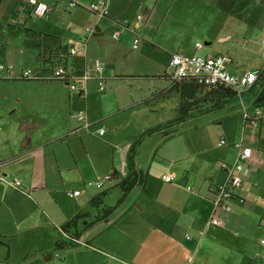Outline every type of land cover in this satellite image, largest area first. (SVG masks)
I'll list each match as a JSON object with an SVG mask.
<instances>
[{
  "label": "crops",
  "instance_id": "obj_1",
  "mask_svg": "<svg viewBox=\"0 0 264 264\" xmlns=\"http://www.w3.org/2000/svg\"><path fill=\"white\" fill-rule=\"evenodd\" d=\"M43 1L52 9L46 16L39 17L34 14L30 0H0V18L3 16L12 29L19 24L31 33L29 37L27 34L22 35V40H0V60L15 65L22 63L16 66L20 68V75L30 71V78L38 75L48 77L51 75L48 70L50 51H59L71 68V71L68 70L71 78L62 81L66 84L72 81L70 89L78 91L80 98L70 96L71 106H43L42 102V106H0V175L16 177L22 182L21 188L0 183V234H51V239L55 240L52 247L44 243L40 249L51 251L46 257L52 258L56 241L65 236L63 226L77 212H85L82 205L85 200L89 199L90 203L99 194L93 195L88 190L89 186H96L95 182L102 176L107 177L114 168L123 175L144 170L147 172V183L141 188V198L135 200L137 213L123 214L112 224L100 227L95 232L85 230L86 240H89L87 243L91 244L89 251L101 257H109V253L98 247V244L105 246L106 241L98 242L97 239L117 223L116 257L111 258L114 262L108 264H214L218 260L222 261L219 264H231V257L239 258L238 263L234 259L232 264H264V246L260 243L264 239V115L256 124H246L244 112L241 111L236 128L220 130L219 140L215 144L213 140L205 146L204 138L200 135L190 141L179 132L169 137L160 135V131L145 133L150 128L172 120L178 104L155 106L153 110L157 113L137 124L136 139L134 136L123 138L119 134L121 129H126L131 123V115L142 116V113H146L137 106L140 101H134L132 93L129 96L133 104H130V100L122 103L117 97L116 106L111 110L107 106H89L97 90L100 94L106 91V87L104 91L99 90L100 81L110 79L109 82L116 86L115 90L108 92V97L100 99L103 101L113 98L121 78L152 74L149 71L135 73V68L141 69V58L148 61V53L144 50L127 58L121 52L122 37L124 35L127 40H132V47L134 40L139 39V43L144 40L148 47L155 49L161 22L166 19L177 0H74L78 6L73 8H68L71 0ZM100 2L106 4V13L90 10L91 5ZM63 11H68L70 15L65 27L58 24ZM139 14L142 15L140 19L137 18ZM30 15L45 19L39 30L30 27L36 22ZM16 16L17 19H14ZM53 20L57 23L54 24ZM263 20L261 18L260 25L264 31ZM237 21L232 16V23L236 24ZM155 27L157 31L153 32ZM167 28L168 36L176 29L171 28L170 23ZM246 28L241 30L247 34L251 29ZM230 30L233 32L219 37L221 42L233 40L234 46L248 40L263 48L261 40L264 35L237 42L234 40L236 28L230 26ZM116 31H119L118 37H115ZM176 37H179L178 34ZM160 40L165 43L166 39ZM71 43L75 46L69 48ZM195 45L193 51L200 54L203 44L199 49ZM140 48L138 45L134 49ZM200 55L213 57L215 54L205 51ZM153 58L157 64L156 56ZM230 58L229 70L237 75L264 69L262 53L258 58L249 53L243 57L232 55ZM235 58L246 62L253 59L257 63L245 70L238 66L240 60ZM96 63L103 65L102 71L96 69ZM158 65L159 71L153 74V78L163 81V85L152 98L162 97L165 100L167 93L173 91L165 72L171 74L173 70L167 62L166 67L165 63ZM16 68L8 70V75L19 77L14 73ZM38 81L41 84L48 83L46 80ZM73 84L76 89L72 87ZM16 102H21V98H17ZM248 104L246 101V106ZM76 109L84 110L87 119L94 123L88 128H83L80 123L78 126L72 124L69 113L72 114ZM122 112L130 113L129 121L116 118L112 121L104 120L108 114L117 115ZM98 121H102L109 130L103 140L109 151L104 157L97 156L94 161V156L100 151L92 146L91 132ZM224 122L223 118L215 121L216 125ZM105 134L107 131L100 135ZM222 139L225 140L224 144H220ZM166 142H172L166 150L169 155H159L157 152L160 148L164 149ZM238 143L250 146L253 154L245 163V180L242 178L240 185L234 188V198L228 202L232 209L228 211L229 214L218 218L219 211H227L214 208L215 191L218 185L229 179L230 166L238 156L239 148L235 146ZM211 152L212 159L207 157ZM101 163H104V168H100ZM87 165L92 167L89 174L86 172ZM161 174L174 175L175 179L171 183L165 182L160 180ZM154 179L160 185L157 189L148 187ZM136 188L134 186L131 191ZM71 190L80 191L79 195H70L80 199L75 200L73 210L67 212L59 204L57 196ZM83 191L84 197L81 196ZM105 217L92 219L85 224L92 227ZM213 217L218 218L220 223L214 224ZM188 231L193 233L190 239L185 237ZM42 237L47 239V236L38 238ZM239 242L241 245L237 248ZM194 254L199 255V258ZM206 255L209 260L207 263L203 261Z\"/></svg>",
  "mask_w": 264,
  "mask_h": 264
},
{
  "label": "rangeland",
  "instance_id": "obj_2",
  "mask_svg": "<svg viewBox=\"0 0 264 264\" xmlns=\"http://www.w3.org/2000/svg\"><path fill=\"white\" fill-rule=\"evenodd\" d=\"M234 3V4H232ZM234 9V11H233ZM64 11L61 15V22L59 21L58 24L65 27L68 25L69 22V13L68 11ZM143 13V12H142ZM235 14V15H234ZM144 15V14H143ZM245 15V16H244ZM33 20L32 26L35 29L39 30V27L44 21V18H39L33 15H30ZM232 16L237 18V23H232ZM19 18V17H18ZM261 18L264 19V0H177L175 1L173 8L169 11V14L166 16V19L163 20L161 23V27L157 32V46L154 48L148 47L149 45L143 40L139 43L140 49H134L132 47V40H127L122 37V44L123 47L121 48V52L126 55L127 58H132L138 55L141 51H147L148 61H145V58H141L140 64L141 69L135 68V73L138 72H151L152 74L148 75H135L134 77H123L121 78L120 83L117 85L118 90L114 93L112 99L100 101V99H104L108 97V92L116 89L115 84L112 85L109 81L110 79H105L104 86L106 87V91L104 94H100L97 90L93 94V103H89V106H107L110 110L116 106V98L122 101V103H127L130 100L129 93H132L134 101H140L139 106L142 111H146V113H142V116L131 115L132 121L127 126L126 129H121L119 134L123 138H130L133 137L136 139L138 132L136 131L139 123L144 121V119L152 118L157 111H154L153 108L155 106H174L177 105L179 102V97L175 91L169 92L166 95V99L163 100L162 97H157L155 99L152 98L155 94H157L162 88L163 81L156 80L154 77L155 72L159 71L158 63H165L169 64L173 53H182V54H192L195 53L194 45L197 41H200L203 44V49H201L200 54H204L205 51L217 55H229L232 57H243L245 54H251L255 58H258V55L262 53V45L257 46V43H250L248 40L243 42L245 39H255L256 36L264 35V31L262 29ZM17 19V16L14 18ZM242 20L243 22H240ZM264 21V20H263ZM54 24L57 23L55 20L52 21ZM170 23L171 28H176L170 32V36H168V25ZM19 25V24H18ZM12 29L7 25L5 18H0V40L7 41L8 39H15V40H22L24 34H27L28 37L31 34L29 30L25 31L19 25ZM86 25V24H85ZM89 25V24H88ZM225 25V28H224ZM230 26H234L236 28L234 40H238L237 42H242V45H232V41L230 42H221L219 37L225 36L233 31L230 30ZM247 26V28H246ZM249 27V28H248ZM241 28L251 29L249 32L253 35L246 34ZM27 29V28H26ZM62 29V28H61ZM65 29V28H63ZM157 31L156 27L153 29V32ZM26 32V33H25ZM36 32V31H35ZM62 32V31H61ZM178 34L179 37H176ZM257 34V35H256ZM36 35V33H34ZM64 35V34H63ZM33 37V36H32ZM244 37V38H243ZM161 38L166 39L165 43L160 40ZM254 41V40H253ZM211 42L210 45L207 43ZM148 45V46H147ZM165 45H168L167 48H164ZM75 46L73 43L69 44V48ZM23 51V48H20ZM167 49V50H166ZM62 51V50H61ZM65 52V51H64ZM228 52L230 54H228ZM156 56L157 64L154 61ZM152 59V60H150ZM238 59V58H235ZM240 60V59H238ZM257 63L254 62L253 59L248 60V62L240 60L238 62V66L242 69L247 67H251L252 64ZM0 64L5 66L6 68L1 70L0 69V106H71L69 105L70 96L80 98L78 91H71L70 85L72 81L68 84L62 80H50L46 81L48 83H37L38 80L35 81H27L22 79H15L11 80L8 76V66L12 65L16 68L17 65H21L22 63H8L0 60ZM63 64L67 66V59L63 60ZM69 68V69H68ZM67 69L71 71L70 66ZM20 68H16L15 75L19 74ZM50 72V71H49ZM143 73V72H142ZM13 74V73H12ZM154 74V75H153ZM12 76V75H11ZM168 84L170 82L167 81ZM93 85H95L93 83ZM98 87V82H97ZM96 90V89H95ZM51 93L53 96L51 97ZM71 93V94H70ZM112 97V96H111ZM21 98V102L17 103L16 99ZM146 101V102H144ZM42 102V104H40ZM49 102V103H45ZM132 101L130 100V104ZM133 104V103H132ZM80 111L84 110H73L72 114L69 113L70 120L72 124L78 126L79 122L76 118L73 117L74 114L79 113ZM110 113V112H109ZM113 113V112H111ZM241 114V103L238 101L231 102L226 105L221 110H212L210 112H206L202 115H197L194 118L185 122L182 126L178 127L180 135L187 136V139L190 141H194V138L197 135L199 137H203L205 141V146L209 144V142L213 141L214 144L219 140L218 132L220 130H227L231 128H236V123ZM130 113L122 112L116 114H108L107 119L104 120H119V121H129ZM221 118L224 119V123L222 125H216L215 121L220 120ZM103 122L97 123L92 129V146L100 151L96 153L97 155L94 156L95 158L99 155L104 157V154L109 151L106 145L103 144V140L109 134V130L103 124ZM100 125H102V129L104 132L107 131V134L101 136L98 134V131L101 129ZM143 125V124H141ZM98 127V128H97ZM97 128V130H96ZM99 129V130H98ZM140 129V127H139ZM137 132V134H136ZM104 134V133H103ZM102 134V135H103ZM163 133H160V135ZM175 135V134H174ZM173 135V136H174ZM157 136V135H155ZM195 147V144L191 142ZM150 144V143H148ZM172 142H166L164 145V149H161L157 152L159 155H169L166 151L169 149V146ZM197 150V148H195ZM166 151V152H165ZM213 152L211 155L208 154L207 157L212 159ZM156 166V165H155ZM108 167V166H107ZM100 168H104V163H101ZM106 168V166H105ZM92 170L90 165L86 166V172L89 174ZM163 174V173H162ZM160 175V180H162ZM174 176V175H172ZM103 178L100 177V180ZM175 178V176H174ZM98 180V181H100ZM159 180V181H160ZM245 178H243V181ZM91 181H95L92 179ZM88 183L89 181L86 180ZM117 180H108L104 182V186L102 188H97L96 186H89L88 190H90L93 195L97 193H102L103 191H107V194L103 196L102 204L95 206L89 203V199L83 202V206L85 207V211H90L91 216L85 219H80L78 221L77 229L79 231V242L81 245L74 249H66V250H53L52 258L46 257L50 255L51 251L44 252L40 249L44 243L46 245H53L55 242L54 239H51L53 236L51 234L48 236L45 232L41 234H34V233H19V234H8V236H3L2 239L9 245V248L0 245V264H106L114 262L112 259L116 257L115 248H116V241L118 238L117 229L119 225H113L111 229H108L106 233H103L100 237H98L97 241H106L105 246L98 244L100 249H104L107 252L109 257H101L99 255H95L91 251L88 250V247L91 245L87 243L85 230H89L90 232H95L100 227H104L105 225L108 226L116 221L119 217L123 214L125 215H132L137 213L136 202L135 200H139L141 197V186L137 185V188L131 191L126 198L122 199V190L120 187L116 186ZM243 184V182H242ZM152 189H157L160 187L157 180H151L150 185ZM191 188V187H190ZM73 190V189H72ZM70 192H74V191ZM85 191L82 192L84 197ZM59 204L63 207V209L67 212H70L74 208L75 200L80 199V197L72 198L69 193H63L57 196ZM143 198V196H142ZM106 207H114L113 211L110 212L103 220L100 222H96L92 227L86 226V222H89L93 219V216L98 215V213L103 212V209ZM231 213V212H230ZM229 214L228 212L219 211L217 213L218 218L223 217L224 215ZM9 219V217H8ZM88 227V228H87ZM87 228V229H86ZM41 236H47V239L38 238ZM193 236L191 231H188L185 234L187 239H190ZM59 237V236H58ZM61 238V237H60ZM54 241V242H53ZM94 243V242H93ZM92 243V244H93ZM254 244H257L256 242ZM96 245V244H95ZM241 243L237 244V248ZM50 247V246H49ZM94 254V255H93ZM193 255V254H192ZM195 257L199 258V255L194 254ZM112 258V259H111ZM238 263L239 258L231 257ZM203 261L207 263L209 260L207 255L203 258ZM215 263L219 264L222 261H214ZM231 262V264L233 263ZM107 263V264H108ZM214 263V264H215ZM114 264V263H113Z\"/></svg>",
  "mask_w": 264,
  "mask_h": 264
},
{
  "label": "trees",
  "instance_id": "obj_3",
  "mask_svg": "<svg viewBox=\"0 0 264 264\" xmlns=\"http://www.w3.org/2000/svg\"><path fill=\"white\" fill-rule=\"evenodd\" d=\"M76 6H78V3L76 4ZM90 10L93 11L91 8ZM227 57L230 58V56ZM64 59L66 58L64 57V55H60L59 51H50L48 70L50 71L51 75L48 77H41L38 75L30 78L28 76H25L23 73L17 78L11 75L8 76L11 80H68L71 78V75L69 74L66 65L63 64ZM230 63L231 58L229 64ZM60 67L64 69V74L62 75V77L54 76L55 70ZM255 72L258 74L257 82L252 86V88L243 93V102L245 104L246 101L249 102V104L247 105L245 116L246 124H254L255 122L257 123L259 120H255V111L257 109L263 110L264 107V69L257 70ZM165 77H167L171 81V88L177 93L179 97V102L174 113V118L165 124L148 129L145 132L146 134L160 131L165 137L173 136L174 134L179 132V126H182L185 122H188L189 119L194 118L197 115H202L212 110H221L226 107L227 104L234 101H238L241 103L240 96L236 88L233 86H227L225 83L216 82L213 84H209L200 82L197 78L191 76L176 78L173 73L170 74L168 72H165ZM241 111L243 112L242 104ZM104 179L106 181L117 180L116 186L120 187V189L122 190V199H125L134 186L139 185L141 187H144L146 185L147 172L144 170H139L123 175L114 168L112 169L111 174H109ZM106 194L107 191H103L102 193L94 196L91 199L90 203L98 207V205L102 204V198ZM113 209L114 207H106L103 209V212H99L98 215L93 216V219H99L100 217L107 216L110 212L113 211ZM90 216V211L77 212L76 215L63 226L65 236L62 239L56 241L55 250H66L79 247L81 243L79 242V231L77 229L78 221L82 218L85 219ZM0 245L8 248V244L2 239L1 234Z\"/></svg>",
  "mask_w": 264,
  "mask_h": 264
},
{
  "label": "built area",
  "instance_id": "obj_4",
  "mask_svg": "<svg viewBox=\"0 0 264 264\" xmlns=\"http://www.w3.org/2000/svg\"><path fill=\"white\" fill-rule=\"evenodd\" d=\"M31 7L36 16L44 17L51 11V6L48 5L43 0H30ZM77 4L76 1L71 0L68 4V8L75 7ZM94 12L106 13V4L104 2H100L98 4H93L90 7ZM138 19L142 18V15L139 14L137 16ZM90 30V29H89ZM119 31L115 32V37H118ZM262 43L264 44V37L262 38ZM139 45V39H135L133 43V47L137 48ZM196 48L199 49L202 47V43H196ZM262 54H264V46L262 48ZM230 62V58L227 56L217 55L213 57L202 56L198 53L193 54H182V53H174L169 62L170 67L173 70V74L176 78H181L185 76H191L198 79L200 82H205L209 84H213L216 82L225 83L227 86H233L236 88L240 101L242 104V110L244 115L246 116L247 106L243 102V93L257 82L258 74L255 71H248L242 73L240 75H236L231 73L228 69V64ZM96 69L99 71L103 70V65L101 63H96ZM6 67L0 64V69L3 70ZM14 67L9 65L7 70H11ZM30 71H24L23 74L29 77ZM64 74V69L62 67L58 68L54 72V76L62 77ZM87 79L88 77L85 76ZM72 87L76 89V85L73 84ZM105 86L104 82H99V90L104 91ZM264 115L262 109H257L255 111V120H259ZM74 118L78 120V122L82 125L83 128L90 127L94 122H91L87 119L86 114L83 111L76 113L73 115ZM255 122V121H254ZM256 124V122L254 123ZM1 131V127H0ZM99 133L102 135L104 133V129H100ZM225 140L222 139L220 144H224ZM239 148L238 156L234 162L230 166V176L227 182L220 184L216 191L215 197L213 200L215 209H223L225 211H230L232 208L228 203L231 199L234 198V188L238 187L242 181L243 175L247 173V169L245 168V163L252 157L253 149L250 146H244L241 143L236 144ZM162 180L165 182H172L174 177L170 174L162 175ZM104 180L96 181L95 185L99 188L104 186ZM0 183H5L7 185L21 188L22 182L16 177H7L0 175ZM71 196H76L80 194V191L69 192ZM212 222L214 224L220 223L218 218L213 217ZM262 246H264V239L260 240Z\"/></svg>",
  "mask_w": 264,
  "mask_h": 264
}]
</instances>
